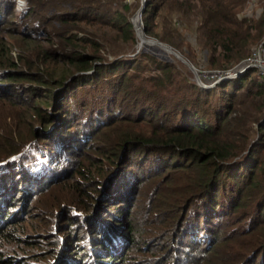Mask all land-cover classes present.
I'll use <instances>...</instances> for the list:
<instances>
[{
  "label": "trees",
  "instance_id": "16d2710c",
  "mask_svg": "<svg viewBox=\"0 0 264 264\" xmlns=\"http://www.w3.org/2000/svg\"><path fill=\"white\" fill-rule=\"evenodd\" d=\"M26 3L16 18L0 0V102L37 121L0 122V241L47 244L23 264H264L259 70L203 90L159 48L132 50L140 0ZM251 4L146 0L142 22L199 70L237 73L264 49V0ZM64 182L66 204L19 238L16 217Z\"/></svg>",
  "mask_w": 264,
  "mask_h": 264
},
{
  "label": "rangeland",
  "instance_id": "374dc122",
  "mask_svg": "<svg viewBox=\"0 0 264 264\" xmlns=\"http://www.w3.org/2000/svg\"><path fill=\"white\" fill-rule=\"evenodd\" d=\"M127 1L129 2V0H127ZM251 1H252V4L250 5L249 13H251L253 11L254 12L256 11V13L258 15L260 13V9H257V0H251ZM26 2H27V0H16L15 8L13 9V12L15 13L14 17L18 18L17 16L21 15L25 11L26 6H27ZM134 15L130 18V21L132 20ZM16 21H17V23H19L18 19H16ZM29 21H30V18L25 20V22H29ZM141 23H142L141 24L142 28L145 30V28L143 26V22H142V15H141ZM131 24H132V22H131ZM133 30H134L135 40L136 41L134 43V46L132 47L133 48L132 50L134 51L137 48L136 54L139 53L142 50V51H145V53L151 55L152 57H154V58H156L158 60H164L167 57L166 61L168 60V61H172L174 63H176V62L180 63V64H182L184 66L185 71L191 75V80L194 83H196L195 75L188 69V67L186 65H184L180 60H178L173 54L166 53L167 56L164 57L161 54H163L165 52H163L161 54H159L157 52H154L152 50V48H151L152 46H148V48H146L147 46L143 45L142 48H141L139 46L140 39L138 38L134 27H133ZM4 35L5 34L1 35L0 38L3 39V40H6V37ZM37 35H39V34H35L34 37H37ZM185 35L187 37H189V39H190L189 35H187V34H185ZM145 38L146 39L156 40L152 36L147 35L146 31H145ZM38 39H39V42L43 45V47H45V48L50 47L49 44L45 43L46 39H48V37L40 35ZM118 41H119V43H118ZM156 41H158V40H156ZM108 42H109L110 45H114L113 43H115V44L118 43L117 46H123V44H121V40H120L119 36L109 35ZM162 44H164V43H162ZM164 45H166V44H164ZM156 47L159 48L158 46H155L153 48H156ZM168 47H170V46H168ZM143 48H145V49H143ZM170 48L175 53L180 54L186 61H188L183 56L182 53H180L179 51L175 50L173 47H170ZM160 50H162V49H160ZM11 54L14 57L17 56L18 51H17L16 47H12ZM132 55L133 54H130V53L128 55L126 54V56H132ZM257 58H258V56H257ZM192 66L196 69V73L198 74V78L200 79V81L202 83H203L204 79H208L209 81L213 82V81H216L220 77L218 74H215V73H212V72H209V71H206V70H199L196 66H194V65H192ZM243 67H240V68H243ZM147 68L149 70L145 71L144 75H146V76L152 74V72L150 71V69H151L150 66H147ZM198 72H200V73H198ZM235 77H236V75L233 76V77L228 78L227 80H231V79H233ZM37 103H40V102H37ZM12 110L17 112V116H19V114H23V116L21 117L23 120H22V122L21 121L20 122L22 123V125L24 127H28V125H30V124H33L32 125L33 127L37 125V121L35 120V118H32V115H35L34 111L32 109L27 111V112H25V113H23V109H20V108L9 109L2 102H0V122L6 121L11 126L12 119L15 118V123H16L17 126H19L18 125V124H20V122H18L19 119H16V117L11 114ZM9 111H11V112H9ZM48 113L51 116L54 115V113L52 111V108L49 109ZM8 117H10V119H8ZM19 118H20V116H19ZM11 129H13L12 126H11ZM69 177H70V174H69V171L67 170V172L65 173L63 179H69ZM69 188H70V184L67 183V182H64L63 185L50 190L49 193L40 195L35 200L36 203L34 205L33 204L30 205L31 209L29 211H27L28 213L26 215H24L25 216L24 218L29 219L28 221H26V225L22 222V220H23L22 216L21 217H16L17 224L21 225V226H19L21 228H19V230L17 231L18 237L23 239V240H26L27 237H28L27 234L33 233V231H34L33 230V226H35L39 222V219L44 218V220H46V218L49 217L50 213L54 209H56L55 207L57 206V203L61 204L60 207L63 204H66V202L69 200V195H72L69 192ZM54 204H56V206L52 207ZM50 207H52V208H50ZM18 211H19V209L17 211H15V212H18ZM44 220H42V222ZM46 221H48V220H46ZM51 223H52V221H51ZM52 225L53 224H51V226ZM12 227H13V225H12ZM12 229H14V228H12ZM40 244H41L40 247H36L34 249H30V248L26 247V242H23L21 244H9L6 241L1 240L0 241V254H2L4 256L3 258H8V259L10 258L11 259V257H12L13 263H11V264H23L24 262L35 263L36 260L33 259L35 257L34 255L35 254H39L40 255L39 252H41L42 249H46V247H47V244H42V243H40ZM13 257L15 259H13ZM26 259H27V261H26ZM36 263H39V262H36Z\"/></svg>",
  "mask_w": 264,
  "mask_h": 264
},
{
  "label": "water",
  "instance_id": "95a60500",
  "mask_svg": "<svg viewBox=\"0 0 264 264\" xmlns=\"http://www.w3.org/2000/svg\"><path fill=\"white\" fill-rule=\"evenodd\" d=\"M145 8H146V0H140V7H139V9L137 10V12L135 13L134 17L131 20L132 25H133V27H134V29L136 31V34H137L138 38L140 39L139 46L141 47L142 44H146V45H149V46H158L164 52L173 54L178 60H180L184 65H186L188 67V69L195 75L196 84L201 89L209 90L211 88H214L220 82L225 81L228 78L233 77L235 75L238 76L240 73H242L244 70H246L248 68L246 66H244L243 68H239L237 73L227 72V75H230V76L222 77L219 81L214 82L211 85H205L198 78V74L196 73V69L188 61H186L180 54L175 53L167 45H164V44H162V43H160V42H158L156 40H153V39H146L145 38V30L142 28V25H141L142 24L141 23V15L143 14ZM263 44H264V42H263Z\"/></svg>",
  "mask_w": 264,
  "mask_h": 264
},
{
  "label": "built area",
  "instance_id": "2783aa9c",
  "mask_svg": "<svg viewBox=\"0 0 264 264\" xmlns=\"http://www.w3.org/2000/svg\"><path fill=\"white\" fill-rule=\"evenodd\" d=\"M245 64H246V67L248 68L250 67L257 68L259 70V74L264 78V49L260 46L252 54V56L246 60ZM215 74H218L220 77L216 81H213V83L219 81L222 77L230 76V75H227V73L224 74L221 72L220 73L217 72Z\"/></svg>",
  "mask_w": 264,
  "mask_h": 264
},
{
  "label": "bare ground",
  "instance_id": "6f19581e",
  "mask_svg": "<svg viewBox=\"0 0 264 264\" xmlns=\"http://www.w3.org/2000/svg\"><path fill=\"white\" fill-rule=\"evenodd\" d=\"M143 45H146V44H142V45H141V48H142ZM146 46H149V45H146ZM152 47H155V46H152ZM159 49H160V48H159ZM165 53H166V52H165Z\"/></svg>",
  "mask_w": 264,
  "mask_h": 264
}]
</instances>
